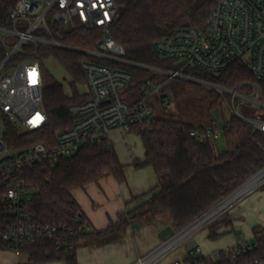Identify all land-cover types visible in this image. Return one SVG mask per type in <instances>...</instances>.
I'll return each instance as SVG.
<instances>
[{
	"label": "trees",
	"instance_id": "1",
	"mask_svg": "<svg viewBox=\"0 0 264 264\" xmlns=\"http://www.w3.org/2000/svg\"><path fill=\"white\" fill-rule=\"evenodd\" d=\"M120 6L117 17L111 25V34L125 49V58L133 64L111 63L61 48H47L41 57H54L74 78V95L68 96L63 85L52 80L46 83L44 108L48 115L47 124L37 131H25L8 117L2 118L4 141L12 150L25 151L37 143L54 145L57 133L70 128L76 119L70 111L73 103L83 101L77 84L86 82L82 67L84 61H95L113 68L132 73V80L121 90L123 100L136 106L146 100L155 110L151 125H132L130 132L141 137L145 146V158L136 161L137 167L152 166L158 177V184L150 197L121 213L119 220L101 231H92L73 191L98 182L107 175H113L119 182L126 180L125 166L113 147L88 146L69 158L49 161L45 169L26 166L22 169L24 179L33 190L31 209L42 224L67 226L55 239H45L35 244L13 246L3 238L9 219L2 197L0 183V249H13L26 253L33 263L66 259L77 264L76 250L81 242L94 237H105L120 232L139 222L157 220L170 214L177 230H182L211 207L238 189L248 179L264 168V132L234 114L223 120L226 149L217 150L216 142H201L192 136L195 129L212 124V111L223 104L225 98L209 89L208 94L195 103L207 113L206 123L191 117L189 121L175 119L157 111L156 94L150 84H161V94L174 90L181 100L176 86L164 74L153 68L177 70L171 59H163L156 50V43L171 35L181 26L205 28L213 3L208 0H116ZM16 0H3L0 7V21ZM2 18V19H1ZM59 38L84 50L99 49L102 28L79 29L56 27ZM182 72L188 76L216 83L227 88H236L245 81L255 80L249 66L243 61L234 62L228 69L212 74L198 67L187 66ZM47 79V78H46ZM264 86V83H263ZM189 113V114H188ZM73 232L72 234L70 232ZM255 240L258 245L252 251L236 257L234 251L224 255L219 262L189 254V264H255L264 259V229L256 228ZM72 246V248H71Z\"/></svg>",
	"mask_w": 264,
	"mask_h": 264
},
{
	"label": "built area",
	"instance_id": "2",
	"mask_svg": "<svg viewBox=\"0 0 264 264\" xmlns=\"http://www.w3.org/2000/svg\"><path fill=\"white\" fill-rule=\"evenodd\" d=\"M208 1L213 3V8L205 28L181 26L156 43V50L161 56L182 60L181 67L177 70H153L168 79L193 80L215 90L228 98L226 103L232 114L251 123L255 130L264 132V119L258 115L264 113V0ZM2 3L3 0H0V7ZM119 8L116 0H16L6 18L0 21V183L4 187V211L9 219L3 238L13 246L55 239L68 231L67 226L42 225L37 221L31 209L33 190L24 179V167L45 169L49 161L69 158L85 147H111V133L115 129L129 130L132 125H151L155 119V110L146 100L131 106L122 99L120 92L133 77L130 71L84 61L86 98L70 106L76 119L70 128L57 133L56 143H37L20 152L10 149L4 141L3 117L13 120L25 131L40 130L48 122L44 108L45 57H41L47 48L85 53L111 63L133 64L125 58L124 47L111 34V25ZM56 27L102 28L104 32L98 41L99 49L84 50L62 41L59 38L61 32ZM239 60L249 66L255 80L245 81L236 88H227L182 72L185 67L193 66L217 74ZM161 86L159 83L150 84L152 93L162 95ZM160 101L164 109L172 107L169 99ZM223 134L224 125L219 119L192 132V136L201 142H216ZM263 172L252 176L133 264L160 262L191 235L210 226L240 199L264 184L263 177L260 183L248 188ZM257 245L255 239L239 238L233 262L237 256L254 250ZM201 252V247H197L191 254L196 256ZM170 264H182V261L174 260Z\"/></svg>",
	"mask_w": 264,
	"mask_h": 264
},
{
	"label": "crops",
	"instance_id": "3",
	"mask_svg": "<svg viewBox=\"0 0 264 264\" xmlns=\"http://www.w3.org/2000/svg\"><path fill=\"white\" fill-rule=\"evenodd\" d=\"M111 144L125 166L126 180L119 182L115 176L107 175L73 191L92 231H101L116 223L121 213L146 201L158 184L152 166L137 167L135 164L145 158V146L139 135L130 130L115 129L111 133ZM164 218L130 225L120 232L81 242L76 250L77 264H133L162 243L159 232L164 227L171 225L178 231L172 220ZM256 228L264 229V184L240 199L210 226L193 234L158 264H170L174 260L189 264L187 258L197 247L202 249L197 257L219 262L224 255L234 251L239 238L254 240ZM0 264L69 263L66 259L33 263L26 253L0 249ZM255 264H264V259Z\"/></svg>",
	"mask_w": 264,
	"mask_h": 264
},
{
	"label": "rangeland",
	"instance_id": "4",
	"mask_svg": "<svg viewBox=\"0 0 264 264\" xmlns=\"http://www.w3.org/2000/svg\"><path fill=\"white\" fill-rule=\"evenodd\" d=\"M162 58L165 59V57L163 56ZM43 62H44V70L47 78L46 83L48 84L55 79L56 81H58L63 85L65 93L68 96L72 97L75 91V87L73 85L74 82L73 75L69 71H67V69L64 68V66L61 64L60 61H58L54 57H45ZM171 63L173 68H180L183 61L171 60ZM171 84L176 86V91L181 94V100L177 98L174 90H167L164 93H162V95L159 96L156 95V100L154 102L157 111H160V113H165L166 116L175 119H182L185 121H189L191 117H189L186 112L190 110V113L193 116H195L197 120L199 121L201 120L202 123H206L207 121L206 119L208 118L207 113L204 110L202 111V108L195 103V100L205 97L208 94V90L210 88L206 87L204 84L199 83L197 81H193V80L191 81L184 78H176L171 82ZM76 86L80 94L86 93L87 87L85 83L84 84L78 83ZM164 98H167L171 101L172 107L170 109H164L163 106L161 105L160 99H164ZM224 98H225V104L214 109L211 113L213 119H219L222 124H223V120L228 119L232 114L229 105L226 103V99L228 98L226 97ZM216 144L218 151H223L226 149V142L223 137L219 138ZM227 211H225L219 218L227 214ZM164 219L172 220V217L170 216V214H167ZM140 223L141 222H139V224ZM190 237L189 239H191Z\"/></svg>",
	"mask_w": 264,
	"mask_h": 264
},
{
	"label": "water",
	"instance_id": "5",
	"mask_svg": "<svg viewBox=\"0 0 264 264\" xmlns=\"http://www.w3.org/2000/svg\"><path fill=\"white\" fill-rule=\"evenodd\" d=\"M258 115L260 117H262L264 119V113H258ZM264 168L262 170H260L259 172H257L255 174V176H257L258 174L261 173V171H263ZM246 183V182H245ZM244 183V184H245ZM242 186V185H241ZM176 234V231L175 229L171 226V225H168L166 227H164L160 232H159V238L162 240V241H166L168 239H170L171 237H173L174 235Z\"/></svg>",
	"mask_w": 264,
	"mask_h": 264
},
{
	"label": "bare ground",
	"instance_id": "6",
	"mask_svg": "<svg viewBox=\"0 0 264 264\" xmlns=\"http://www.w3.org/2000/svg\"><path fill=\"white\" fill-rule=\"evenodd\" d=\"M263 175H264V172H263L262 175H260L258 178L256 177V178H255V179L249 184L248 188H251V187L257 185L258 183H260V182L262 181L263 177H264Z\"/></svg>",
	"mask_w": 264,
	"mask_h": 264
}]
</instances>
